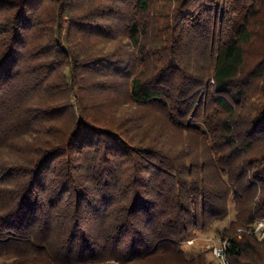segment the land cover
Here are the masks:
<instances>
[{"label": "trees", "instance_id": "16d2710c", "mask_svg": "<svg viewBox=\"0 0 264 264\" xmlns=\"http://www.w3.org/2000/svg\"><path fill=\"white\" fill-rule=\"evenodd\" d=\"M231 206L264 264V0H0V264H218Z\"/></svg>", "mask_w": 264, "mask_h": 264}, {"label": "rangeland", "instance_id": "374dc122", "mask_svg": "<svg viewBox=\"0 0 264 264\" xmlns=\"http://www.w3.org/2000/svg\"><path fill=\"white\" fill-rule=\"evenodd\" d=\"M233 213V207H230V212L228 217L221 222H217L214 227L208 231H204V232H198L197 234L193 235L192 237L184 240L182 242L183 247L187 250V251H197V249L200 248H204L205 249V253L207 254V256L211 259H214L215 261H217L215 259V257L212 254V248L215 245H218L221 241H220V237L218 234V228H220L221 226H223V224L230 218L232 217ZM250 233V232H249ZM192 239V243H189L188 240Z\"/></svg>", "mask_w": 264, "mask_h": 264}, {"label": "built area", "instance_id": "2783aa9c", "mask_svg": "<svg viewBox=\"0 0 264 264\" xmlns=\"http://www.w3.org/2000/svg\"><path fill=\"white\" fill-rule=\"evenodd\" d=\"M238 231H240V229H238ZM249 232L253 233L258 239H262L264 237V218L256 219ZM219 239L221 242L218 245L213 246L211 252L217 259L218 264H230L226 255V251L230 244L229 239ZM192 241V239L188 240L189 243H192Z\"/></svg>", "mask_w": 264, "mask_h": 264}]
</instances>
